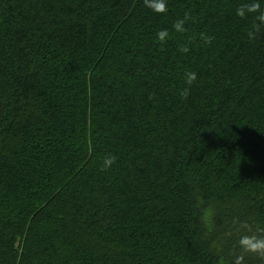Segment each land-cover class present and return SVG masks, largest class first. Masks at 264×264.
<instances>
[{
	"label": "trees",
	"instance_id": "trees-1",
	"mask_svg": "<svg viewBox=\"0 0 264 264\" xmlns=\"http://www.w3.org/2000/svg\"><path fill=\"white\" fill-rule=\"evenodd\" d=\"M167 3L0 0V264H264V0Z\"/></svg>",
	"mask_w": 264,
	"mask_h": 264
},
{
	"label": "clouds",
	"instance_id": "clouds-1",
	"mask_svg": "<svg viewBox=\"0 0 264 264\" xmlns=\"http://www.w3.org/2000/svg\"><path fill=\"white\" fill-rule=\"evenodd\" d=\"M145 7L150 11L156 14H164L168 11L167 0H144ZM246 11L249 13L258 12L260 5L258 3H252L245 6ZM245 8H240L237 10V15L240 17L245 16ZM258 20L261 23H264V14L258 16ZM176 31L183 32L185 31L183 26V21H177L174 25ZM168 36L167 30H161L157 33V37L161 42H165ZM183 51H188L185 48ZM197 81V73L194 71H189L185 74V83L188 85V88H185L184 95L189 94V89ZM115 158L110 157L105 160V166L110 167L114 163ZM238 247L242 252L253 254L261 259H264V229H260L257 234L242 235L238 241ZM244 256L240 255L235 258V264H242Z\"/></svg>",
	"mask_w": 264,
	"mask_h": 264
},
{
	"label": "rangeland",
	"instance_id": "rangeland-1",
	"mask_svg": "<svg viewBox=\"0 0 264 264\" xmlns=\"http://www.w3.org/2000/svg\"><path fill=\"white\" fill-rule=\"evenodd\" d=\"M236 230H237V236H239L238 237L239 239L242 235H246L247 233V230L244 229L243 224L236 226Z\"/></svg>",
	"mask_w": 264,
	"mask_h": 264
}]
</instances>
